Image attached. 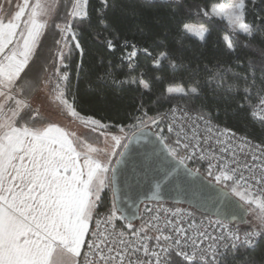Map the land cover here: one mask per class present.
I'll return each instance as SVG.
<instances>
[{"label": "snow or ice", "instance_id": "1", "mask_svg": "<svg viewBox=\"0 0 264 264\" xmlns=\"http://www.w3.org/2000/svg\"><path fill=\"white\" fill-rule=\"evenodd\" d=\"M151 7H168L170 15L148 13L144 19L141 0H0V264H264V0L195 6L210 20L227 21L222 41L229 69L208 72L205 65L203 86L224 105L225 120L241 122V131L221 127L219 107L194 104L199 84L168 87L162 99L179 94L186 102L150 115L161 99L145 100L152 90L143 74L97 77L101 91L127 86L138 94L132 97L133 123H105L77 109L65 69L78 56L79 82L85 34L101 56L119 47L121 66L134 69L142 51L155 69L167 61L177 70L171 53L150 49L161 35L166 38L185 4L152 0ZM129 25L135 26L133 39L119 44ZM176 26L190 31L186 23ZM50 33L52 47L38 64ZM196 34L206 42L211 32L202 26ZM229 76L235 83L227 82ZM56 110L87 135L50 121L46 113ZM130 128L143 137L142 150H130L137 138V132L128 136ZM177 197L191 211L145 207L148 218L140 215L145 201ZM201 209V215L217 217L216 227L197 223L194 213ZM249 211L258 223L243 234L224 223H249ZM257 248L261 257H248Z\"/></svg>", "mask_w": 264, "mask_h": 264}, {"label": "trees", "instance_id": "2", "mask_svg": "<svg viewBox=\"0 0 264 264\" xmlns=\"http://www.w3.org/2000/svg\"><path fill=\"white\" fill-rule=\"evenodd\" d=\"M222 0H183L185 7L178 15L175 16L174 21L170 29L166 30L167 35H161L156 44H153L151 49L154 55H157L161 51H167L171 53L177 60V70L173 71L168 65L167 61H163L159 69L153 67V61L144 54L139 55L138 67L135 71H129L127 65L121 66L118 60L120 56V48L118 47L115 53L103 52V56L97 51V46L88 39L87 35L82 41L85 45V57L84 68L80 73L79 82H77L76 65L79 62V57L75 54L69 63V67L65 69L70 74L69 87L77 92L78 101L77 109L82 115H91L96 119H100L105 123H125L131 124L134 121L129 119L130 114L133 113L134 105L132 97L138 95L133 89L125 87V90L121 92L119 88H109L103 91L97 89L96 82L97 77H103L106 73H110L109 78L115 77L116 79H126L129 75L139 77L143 74L144 79L148 80L151 84V96H146L145 100H157L161 99V103L153 104L149 114L152 115L156 109L164 113L170 105L180 104L183 105L186 100L181 99L179 94H176L171 98L168 96L166 89L168 87H184L185 89L199 84L202 91L201 94L194 100L195 105H205L208 109L215 111L218 107L221 110V119L217 121L221 125L232 128L237 131H241L242 124L234 118L225 120L223 117V104H218V98H215L213 91L203 86L204 80L207 78L208 72L219 73L221 71H227L229 69L230 57L228 51L222 41V36L228 34L227 22L221 21L219 18L208 19L204 17L202 12H198L196 5L200 8H211L214 3H220ZM152 0H141V3L145 6V17L148 19V13L156 14L159 12L161 15H170L168 7L153 8L151 7ZM92 4H95V0H92ZM172 12L177 11L174 7ZM251 19V17H249ZM176 22L182 24H201L210 29L211 34L207 35L206 42L199 38L187 33L185 30H177ZM129 29H125L118 41L119 44L123 43L125 37L129 40L133 39L132 33L135 32V26L129 25ZM136 42L143 44L141 37L137 36ZM241 39H243L241 37ZM159 45V46H158ZM52 47V34L50 33L43 41V48L39 51L37 57V63H44V58L48 54V49ZM103 59V63L101 62ZM232 63L235 64V58H231ZM108 61L112 62L113 67H107ZM217 61L221 62V67L217 69L215 67ZM205 65H207L208 72L205 71ZM231 71H236L232 68ZM44 75H47L46 73ZM159 77V79H155ZM227 82L235 83L231 80V77L226 78ZM242 87V85H241ZM255 96V93H254ZM240 102V97L234 101ZM256 99L252 101L255 105ZM258 120V119H257ZM255 139L259 140V125L255 126ZM138 129L130 128L127 130L130 134L136 132ZM155 131V129H153ZM252 128L250 127V131ZM191 167H199L203 172L204 168L201 165L191 164ZM109 199L111 194H108ZM250 219V214H249ZM243 230H250L253 225L249 220L247 226H239ZM262 250L257 248L254 251H250L248 257L259 259L261 257ZM248 257H245L247 259ZM237 264H241L238 260Z\"/></svg>", "mask_w": 264, "mask_h": 264}, {"label": "rangeland", "instance_id": "3", "mask_svg": "<svg viewBox=\"0 0 264 264\" xmlns=\"http://www.w3.org/2000/svg\"><path fill=\"white\" fill-rule=\"evenodd\" d=\"M48 3H51L52 0H47ZM232 0H222L220 3H230ZM226 21V20H225ZM227 22V21H226ZM189 30H185L187 33L197 37L200 39V37L196 34L199 29L204 25L201 24H195V23H189ZM201 40V39H200ZM47 118L54 122L60 124L62 127H65L69 131H74L78 136H85L87 135V130L81 125L78 121H75L73 118L66 116L65 114L60 113L58 110L56 111H50L47 112ZM128 136L130 137L132 134L127 132ZM251 224L255 226L258 222L254 218V214L250 211V219Z\"/></svg>", "mask_w": 264, "mask_h": 264}, {"label": "built area", "instance_id": "4", "mask_svg": "<svg viewBox=\"0 0 264 264\" xmlns=\"http://www.w3.org/2000/svg\"><path fill=\"white\" fill-rule=\"evenodd\" d=\"M140 54H144L142 51L138 53V56L137 58L135 59L134 61V64L137 65L136 67H134V69H129L128 67V70L129 71H135L138 67V62H139V55ZM258 104V100L256 102L255 105ZM169 109V108H168ZM168 109H166L164 112H167ZM258 111V109H257ZM256 119H258V117H256ZM221 125V124H220ZM221 127H226L224 125H221ZM234 130V129H233ZM197 165H200V164H197ZM190 166V164H189ZM191 167V166H190ZM145 207H148V208H152L154 211L156 209H167L168 212H173L175 211L176 209H183L185 212H188V211H191L190 208L186 207V206H182V205H173V204H169V203H144L142 206H141V211H140V215L142 217H144L145 219L148 218V214L144 211ZM194 216H195V219L197 221V223L199 224L200 222H203V227L204 228H207L208 227V223L211 221L212 222V226L213 227H216V224H215V221H216V218L214 217H209V216H206V215H201V213H194ZM163 216L161 217V221H163ZM170 218V217H169ZM137 223H139V221H137ZM225 223V222H224ZM227 224V223H225ZM229 228H231L233 231H236V230H239L241 232V234H243V232L247 231V230H243L242 228H240L239 226H236V225H230V224H227ZM209 231H211L212 229L209 228L208 229Z\"/></svg>", "mask_w": 264, "mask_h": 264}, {"label": "water", "instance_id": "5", "mask_svg": "<svg viewBox=\"0 0 264 264\" xmlns=\"http://www.w3.org/2000/svg\"><path fill=\"white\" fill-rule=\"evenodd\" d=\"M145 131H147V129H146ZM153 131H154V130H153ZM136 132H137V138L134 139V140L132 141V143L130 144V150H133V151H135V150H142L143 147H144V145H145V141H144L143 137H140V136H139L138 130H137ZM131 136H132V135H131ZM131 136H130V137H131ZM148 202H149V203H157V202H153V201H145L144 203H148ZM144 203H142V204L140 205V209H141V206H142ZM159 203H169V204H173V205H182V206H186V207L189 208L188 204L182 202V201L180 200L179 197H177L176 199L165 198L163 201H161V202H159ZM203 212H204V210L201 209L198 213H203ZM249 214H250V211H249ZM206 216L214 217V218L217 219V217H215V216H213V215H206ZM247 220L249 221V215L247 216ZM224 222L227 223V224H230V225H236V226H241V227H243V226H247V225H248V223H241V222H239V221H236V222L224 221Z\"/></svg>", "mask_w": 264, "mask_h": 264}]
</instances>
